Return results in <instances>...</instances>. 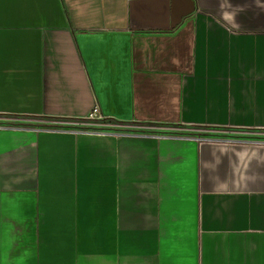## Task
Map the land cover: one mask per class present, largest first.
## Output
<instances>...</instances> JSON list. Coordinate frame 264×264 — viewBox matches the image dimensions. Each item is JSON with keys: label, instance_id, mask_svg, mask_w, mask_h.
I'll return each mask as SVG.
<instances>
[{"label": "crops", "instance_id": "obj_1", "mask_svg": "<svg viewBox=\"0 0 264 264\" xmlns=\"http://www.w3.org/2000/svg\"><path fill=\"white\" fill-rule=\"evenodd\" d=\"M94 106L183 132L50 126ZM213 131L264 132V0H0V264H264V145Z\"/></svg>", "mask_w": 264, "mask_h": 264}, {"label": "built area", "instance_id": "obj_2", "mask_svg": "<svg viewBox=\"0 0 264 264\" xmlns=\"http://www.w3.org/2000/svg\"><path fill=\"white\" fill-rule=\"evenodd\" d=\"M51 126L59 130L77 133L94 132L111 136H135L142 135V133H149L155 136H163V134L159 132L156 133L154 131H146L144 130V127L139 124L111 120L105 116L98 106L91 108V110L82 118L65 120ZM232 140L247 145H264V139L260 138L252 139L237 137L236 139L233 138Z\"/></svg>", "mask_w": 264, "mask_h": 264}, {"label": "rangeland", "instance_id": "obj_3", "mask_svg": "<svg viewBox=\"0 0 264 264\" xmlns=\"http://www.w3.org/2000/svg\"><path fill=\"white\" fill-rule=\"evenodd\" d=\"M65 120H60V121H54V122H62ZM53 125V124H51ZM50 125V126H51ZM144 130L146 131H156L159 133H171V132H176L178 134H180L181 132H183L182 130L179 129H172V127H166V126H160V127H154V126H143ZM195 134L198 135H213V136H223V137H242V138H252V139H256V138H260V139H264V132H255V131H227V132H221V133H215V132H194Z\"/></svg>", "mask_w": 264, "mask_h": 264}]
</instances>
